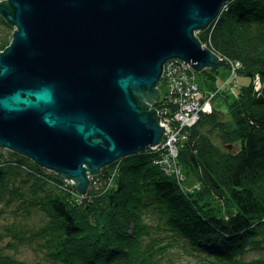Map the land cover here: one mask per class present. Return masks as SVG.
Returning a JSON list of instances; mask_svg holds the SVG:
<instances>
[{
	"label": "trees",
	"instance_id": "1",
	"mask_svg": "<svg viewBox=\"0 0 264 264\" xmlns=\"http://www.w3.org/2000/svg\"><path fill=\"white\" fill-rule=\"evenodd\" d=\"M14 31L0 15V52ZM197 36L250 78L228 114L215 107L180 149L200 190L184 192L144 151L103 167L78 201L73 184L0 147V264H175V246L194 264H248L250 251L264 264V0L227 1ZM217 72H205L206 89L217 87ZM26 244L41 252L35 262L6 251Z\"/></svg>",
	"mask_w": 264,
	"mask_h": 264
},
{
	"label": "water",
	"instance_id": "2",
	"mask_svg": "<svg viewBox=\"0 0 264 264\" xmlns=\"http://www.w3.org/2000/svg\"><path fill=\"white\" fill-rule=\"evenodd\" d=\"M229 0H0L15 26L0 52V147L74 180L151 150L152 107L172 58L196 70L225 58L199 40Z\"/></svg>",
	"mask_w": 264,
	"mask_h": 264
},
{
	"label": "rangeland",
	"instance_id": "3",
	"mask_svg": "<svg viewBox=\"0 0 264 264\" xmlns=\"http://www.w3.org/2000/svg\"><path fill=\"white\" fill-rule=\"evenodd\" d=\"M197 32H199V31H197ZM186 63H189V62L186 61ZM231 69L227 65L220 66L218 72L216 73L217 78L215 79V84L217 87L215 89L208 88L209 91H208V89L205 88L204 92H206V93H205L204 100H208V102H210V103L207 105V107L205 106L206 108H203V110L201 109L200 113L198 114L199 117H198L197 121H194L189 126H185L186 123H183L181 121L182 123L180 122V124L183 125V126H181L176 121L177 118L172 119V121H173L172 123H174V122H176V123L174 125H172L173 131H171V132H174L176 130L179 132V135L184 137L183 138L184 140H180L179 142L175 143L177 154L175 156L176 158L171 160L172 162L169 163L170 157L167 158L168 164L165 163L163 165L159 162H156V161L160 160V157L158 159H156L158 156H160V153L158 154L156 146L152 147L151 150H149V151H153V153H156V155L154 156L153 162L157 165H160L162 170L166 174H168L169 176L173 177L177 181L179 186L184 190V192H186L188 194L192 193V192L194 193L197 190L199 191L201 188V184H200L199 180L195 179V177L193 175H191V173L190 174L188 173L186 175L187 172H185L184 165H182V163L179 159L180 149L184 146V143L191 136V127L193 125L200 122V120H201V118H203V116H207V115L211 114L215 107L217 110H220L223 113V115L225 114V116H226L228 114V111H229L230 103L233 102V99L236 97V95L239 92L238 86H241L243 84H248L250 82V78L248 76L239 74L238 72L236 73V75H231V72H232ZM195 72H196V75H198V78H200L201 80L203 78V80L207 81V79H206L207 74L203 70H199V71L195 70ZM198 72H200V73L197 74ZM186 75H188V73H185L184 77ZM229 76H230V80H229ZM175 77H176V72H175ZM253 81H254V85L255 86L257 85V87H255V89L259 90L263 84L262 79L258 80L257 75H256L253 78ZM174 82L177 83L178 80H174ZM260 83H261V85H260ZM165 84H167L166 80H165ZM165 84L163 83V84L159 85V87H158L161 99H163L166 95L167 89L165 87ZM194 93L198 94L199 92H194ZM164 100H166V99H164ZM167 100L168 101H165V103H163V106L161 107V109H162L161 112L163 113V115L165 117L167 116V113L163 112V111H165V108L171 107L170 109L176 110L177 106H178V105H176V103L173 100H171L169 98ZM158 105L154 104L152 107H154L156 109V107ZM179 106H180V104H179ZM181 112L185 113V111L182 109H181ZM191 112L194 113L193 110H191ZM162 113H160V114L158 113V115H161ZM169 116L170 115H168L167 117H169ZM171 117L169 119H171ZM169 137H170V134L167 135V133L164 131L162 141L159 144L161 145V143L166 141V139H169ZM216 141L219 142V140H216ZM54 172H55V174L57 173L56 171H54ZM117 174H118V167L116 168V166H115V169L112 172V176L109 177L108 179L105 177V181L109 182L108 183L109 188L111 186H114L115 181L113 180V178ZM91 177L92 176H90V178ZM63 180L67 181L68 183L73 184V186L75 184L74 180H72V179L66 178ZM91 182H92V180H91ZM74 190L76 193V195H75L76 200L78 199V201H81L80 198L82 196H86V194L80 193L76 188ZM222 211L224 212L225 210L222 209ZM224 214H226V213L224 212ZM37 217H36V220H37V222H39L40 217L38 215H37ZM6 239H8V238H6ZM6 241H8V240H6ZM5 242H4V244H5ZM6 251L11 252L16 257H18L20 259L27 260L29 262H35L37 259H39V257H41V254H40L41 252L38 250V248L37 247L33 248L32 246H30V244L22 245L18 248L6 249ZM259 253H260L259 251L258 252L257 251H250L249 252L250 255L248 256L247 260H251V261L248 264H257V262H254L255 259L253 257L260 255ZM171 255H172V260L175 264H178V263L185 264L186 262L187 263L190 262L192 264L196 263L195 257L186 255L183 252V250L181 249V247L179 248L178 246H175L172 249ZM251 258H253V259H251Z\"/></svg>",
	"mask_w": 264,
	"mask_h": 264
},
{
	"label": "built area",
	"instance_id": "4",
	"mask_svg": "<svg viewBox=\"0 0 264 264\" xmlns=\"http://www.w3.org/2000/svg\"><path fill=\"white\" fill-rule=\"evenodd\" d=\"M241 66L242 64L240 61L233 63L231 65V75H236ZM163 67V77L161 84H165V80L167 81V84H165L167 91L164 97L166 100H163L162 103L156 107L157 112L159 114L162 113L161 107L165 101H168V98L173 100L176 105H178L176 110L170 109L171 107L165 108V111L163 112L167 113V116L170 115L169 117H165L163 113L160 115L161 125H165V132L167 135L170 134L169 139H166V141L162 142L161 145L159 144L156 146L158 154L160 153V156L156 158L158 159L160 157V160L156 162L164 165L165 163L168 164V157H170L169 163L172 162L171 160L176 158L175 156L177 154V150L175 143L179 142L180 140H184V137L179 135L178 131L175 130L174 132H171L173 131L172 125L176 123H172V119L177 118L176 121L179 124L182 121L183 123H186L185 126H189L194 121H197L199 117L198 114L200 113L201 109L203 110V108H206L210 102H208V100H204L206 92L200 91L197 87L196 72L191 63H186V61L179 58H172L166 61ZM175 72L177 78L175 77ZM185 73H188V75L184 77ZM257 79L261 80L259 74L257 75ZM174 80H178V82L176 83ZM255 87H257V85ZM194 92L199 93L195 94ZM181 109L184 110L185 113L181 112ZM191 110H193L194 113H192ZM170 117L171 119H169ZM180 125L183 126L182 124ZM95 176H92L91 179Z\"/></svg>",
	"mask_w": 264,
	"mask_h": 264
},
{
	"label": "bare ground",
	"instance_id": "5",
	"mask_svg": "<svg viewBox=\"0 0 264 264\" xmlns=\"http://www.w3.org/2000/svg\"><path fill=\"white\" fill-rule=\"evenodd\" d=\"M197 31H200V29H198V30H196L195 31V34H196V36H197ZM203 43V42H202ZM206 45V44H205ZM207 46V45H206ZM211 49V48H210ZM212 50V49H211ZM216 53V52H215ZM217 54V53H216ZM220 59H223L221 56H220ZM237 61H235V62H233V63H236ZM233 63H228L227 62V60H226V65L231 69V66L230 65H232ZM196 70V69H195ZM204 72H206L207 70H211V68H209V67H207V68H204V69H202ZM213 70H216V71H218L219 70V68L218 69H213ZM198 71V70H197ZM200 72H198L197 74H199ZM202 80H203V78H202ZM200 78H198V75H196V83H197V87H198V89L200 90V91H202V92H204L205 91V85H204V83H203V81H202ZM208 91H209V89H208ZM164 100V98L163 99H161L160 98V96H159V99L156 101V105H158V104H161L162 103V101ZM158 107V106H157ZM161 124V123H160ZM196 125V124H195ZM195 125H193L191 128H193ZM89 177H90V175H89ZM92 180V179H91Z\"/></svg>",
	"mask_w": 264,
	"mask_h": 264
}]
</instances>
